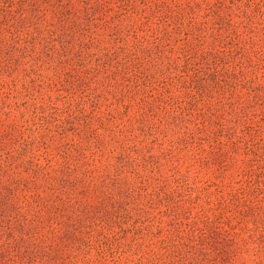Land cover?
Wrapping results in <instances>:
<instances>
[{
	"label": "rangeland",
	"instance_id": "obj_1",
	"mask_svg": "<svg viewBox=\"0 0 264 264\" xmlns=\"http://www.w3.org/2000/svg\"><path fill=\"white\" fill-rule=\"evenodd\" d=\"M0 264H264V0H0Z\"/></svg>",
	"mask_w": 264,
	"mask_h": 264
}]
</instances>
